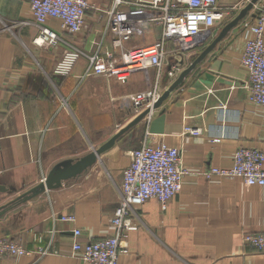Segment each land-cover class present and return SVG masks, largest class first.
I'll list each match as a JSON object with an SVG mask.
<instances>
[{
    "label": "crops",
    "instance_id": "0c3cea01",
    "mask_svg": "<svg viewBox=\"0 0 264 264\" xmlns=\"http://www.w3.org/2000/svg\"><path fill=\"white\" fill-rule=\"evenodd\" d=\"M87 1L93 7L81 32L72 33L60 20L48 18L45 26L58 34L59 41L39 47L33 43L40 28L29 0H0V186L4 187L0 208L37 186L59 162L100 149L150 108L137 111L126 98L154 84L153 68L137 71L126 81L82 77L87 55L112 48L106 11L115 0ZM219 5L225 19L216 24L206 43L183 57L168 54L163 92L244 8L242 0H220ZM261 7L220 39L162 107L119 135L93 166L0 216V238L34 252L17 259L0 255V264H88L72 250L73 231H81L77 239L83 243L110 234L123 170L130 164L131 152L142 144L147 119L156 118L161 110L164 133L152 134L150 141L179 148L189 173L166 210L156 199L134 207L138 228L128 233L129 252L119 264H264V252L244 242L248 234H264V186L204 175L213 168H231L240 147L264 151V107L248 101L249 73L242 64V21L254 19ZM161 33V27H153L133 36L124 47L154 43ZM72 49L85 55L70 75L55 74L56 64ZM182 59L184 64H177ZM172 67L176 72L170 75ZM190 126L201 128L202 134L184 133ZM67 215L75 221L62 220Z\"/></svg>",
    "mask_w": 264,
    "mask_h": 264
},
{
    "label": "built area",
    "instance_id": "2783aa9c",
    "mask_svg": "<svg viewBox=\"0 0 264 264\" xmlns=\"http://www.w3.org/2000/svg\"><path fill=\"white\" fill-rule=\"evenodd\" d=\"M220 0H115L107 13V33L112 37V48L87 55L88 67L83 78L108 76L126 81L137 71L157 72L154 84L144 91L127 96L135 110L152 107L163 93L162 75L169 49L175 56L192 52L212 36L218 22L225 19ZM251 0H242L246 6ZM33 17L39 25L34 37L36 46H54L58 34L45 26L48 18L60 20L62 26L72 33L81 32L86 26V14L93 5L87 0H29ZM258 6V5H257ZM252 20L242 21L244 49L242 64L249 73L247 99L264 107V5ZM153 27H161V37L151 44L125 49L124 43L133 36L144 35ZM119 49L120 53L115 51ZM85 55L78 49L65 53L56 64L54 73L68 76L78 60ZM174 67V66H173ZM171 68L169 74L176 72ZM178 67V65H177ZM141 146L131 152L130 164L123 170V182L118 205L111 217L110 234L95 242H80L79 229L73 231L72 250L80 254L88 264H119L120 257L127 254L128 233L138 228L133 219L134 207L150 199H156L162 210L182 190L183 178L189 173L183 165L179 148L170 147L162 141H150L149 125ZM184 133L200 136L202 129L186 127ZM208 178L223 176L241 178L248 186H264V151L250 147L237 149L231 168H213L206 172ZM75 221L73 215L62 218ZM244 242L257 252H264V234H248ZM39 254H45L42 250ZM34 252L8 238H0V255L14 259ZM16 264V263H14Z\"/></svg>",
    "mask_w": 264,
    "mask_h": 264
},
{
    "label": "water",
    "instance_id": "95a60500",
    "mask_svg": "<svg viewBox=\"0 0 264 264\" xmlns=\"http://www.w3.org/2000/svg\"><path fill=\"white\" fill-rule=\"evenodd\" d=\"M259 1L260 0H251L246 6H244V8L241 9L240 13L223 28L220 35L211 43V45H209L208 48L191 64V66L185 69L172 83V85L169 86L163 92V94L153 104L152 107H150L149 109L141 113L139 116H137L129 126L121 130V132L118 135H116L112 140H110L100 149L98 150L93 149L89 154L81 158L64 160L56 164L50 170L47 176L37 186L25 192L24 194H22L21 196L10 202L9 204L1 207L0 216L5 214L10 208L15 206L16 204L26 202L49 190H53L61 187L64 181L72 178H76L77 176L81 175L83 172L88 170V168L93 166L98 161V156L100 155V153L105 149H107L108 147H110L114 143V141L119 137V135L127 131L133 125L145 119V117L148 116L153 109L157 110L161 108L164 101L169 98L171 92H173L178 86H180L183 83L185 77L191 72V70L197 65V63L200 62L215 47V45L219 42L220 39H222L233 27H235L242 19H244L248 15V13L258 5ZM180 57H183V55H181ZM177 64H184V60L183 59L180 60V62H177ZM164 123H165V112L161 110L159 115L156 118L152 119L149 125V132L151 134L164 133ZM0 190H4V187L0 186Z\"/></svg>",
    "mask_w": 264,
    "mask_h": 264
},
{
    "label": "rangeland",
    "instance_id": "374dc122",
    "mask_svg": "<svg viewBox=\"0 0 264 264\" xmlns=\"http://www.w3.org/2000/svg\"><path fill=\"white\" fill-rule=\"evenodd\" d=\"M260 4L261 5H264V1L263 0H260L259 3H258V5H260ZM170 53H171V50H169L168 54H170Z\"/></svg>",
    "mask_w": 264,
    "mask_h": 264
}]
</instances>
